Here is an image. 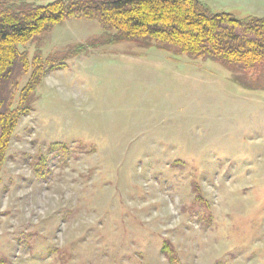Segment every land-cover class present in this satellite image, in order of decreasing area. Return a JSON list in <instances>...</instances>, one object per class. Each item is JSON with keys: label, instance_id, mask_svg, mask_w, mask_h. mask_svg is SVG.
<instances>
[{"label": "rangeland", "instance_id": "1", "mask_svg": "<svg viewBox=\"0 0 264 264\" xmlns=\"http://www.w3.org/2000/svg\"><path fill=\"white\" fill-rule=\"evenodd\" d=\"M113 32L71 17L20 46L55 63L0 167V264H264V91Z\"/></svg>", "mask_w": 264, "mask_h": 264}, {"label": "trees", "instance_id": "2", "mask_svg": "<svg viewBox=\"0 0 264 264\" xmlns=\"http://www.w3.org/2000/svg\"><path fill=\"white\" fill-rule=\"evenodd\" d=\"M80 16L95 17L105 30L114 29L108 43L129 40L158 45L172 55L208 58L233 75L243 74L231 77L242 88L264 91V86L249 85L256 73L261 75L264 63V16L237 18L213 11L201 0H0V167L18 119L31 110L28 99L41 83L46 64L55 63L50 56L43 59L39 45L32 55L20 46ZM89 47L79 44L65 55Z\"/></svg>", "mask_w": 264, "mask_h": 264}, {"label": "crops", "instance_id": "3", "mask_svg": "<svg viewBox=\"0 0 264 264\" xmlns=\"http://www.w3.org/2000/svg\"><path fill=\"white\" fill-rule=\"evenodd\" d=\"M201 1H203V0H201ZM203 2H205V1H203ZM208 6H210L207 2H205Z\"/></svg>", "mask_w": 264, "mask_h": 264}]
</instances>
